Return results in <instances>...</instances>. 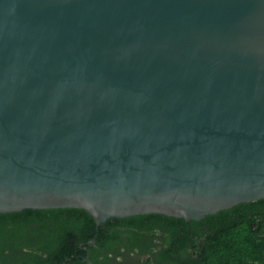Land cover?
Here are the masks:
<instances>
[{
	"label": "water",
	"instance_id": "water-1",
	"mask_svg": "<svg viewBox=\"0 0 264 264\" xmlns=\"http://www.w3.org/2000/svg\"><path fill=\"white\" fill-rule=\"evenodd\" d=\"M262 199L264 0H0V213Z\"/></svg>",
	"mask_w": 264,
	"mask_h": 264
},
{
	"label": "trees",
	"instance_id": "trees-1",
	"mask_svg": "<svg viewBox=\"0 0 264 264\" xmlns=\"http://www.w3.org/2000/svg\"><path fill=\"white\" fill-rule=\"evenodd\" d=\"M114 220L117 226H159L175 237L182 232L189 237L206 236L201 264H264V199L241 203L202 221L187 222L158 214ZM146 220L155 224L146 225ZM104 225L98 226L89 212L76 208L0 213V264H69L72 255L81 251V243L94 236L99 243L100 236L108 233ZM205 226L211 229H196ZM27 228L41 237L36 235L31 240L24 234ZM23 248L28 252L24 253Z\"/></svg>",
	"mask_w": 264,
	"mask_h": 264
},
{
	"label": "flooded vegetation",
	"instance_id": "flooded-vegetation-1",
	"mask_svg": "<svg viewBox=\"0 0 264 264\" xmlns=\"http://www.w3.org/2000/svg\"><path fill=\"white\" fill-rule=\"evenodd\" d=\"M137 216L143 215L131 217ZM115 223L114 218L103 222L102 224H105L103 229L108 233L100 236L99 243L97 236L90 238L86 243H81V251L72 255L69 264H201L202 259L199 257L204 248L206 236L197 234L189 237L182 232L179 237H175V234H171L159 226L140 229L128 225L117 226L114 225ZM145 223L146 225L155 224L150 220H146ZM102 224L97 225L101 226ZM8 228L12 229L13 226H8ZM196 229H211V227L205 226ZM31 230V228H27V231L24 232L28 238L32 240L36 238V235L38 238L41 237L32 233ZM22 251L27 253L28 249L23 248ZM6 254H9L8 250ZM64 264L68 263L64 262Z\"/></svg>",
	"mask_w": 264,
	"mask_h": 264
}]
</instances>
